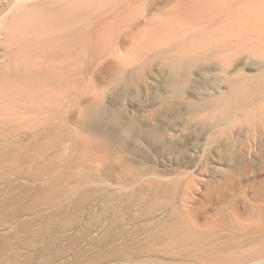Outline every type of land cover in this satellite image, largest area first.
<instances>
[{
	"label": "rangeland",
	"instance_id": "374dc122",
	"mask_svg": "<svg viewBox=\"0 0 264 264\" xmlns=\"http://www.w3.org/2000/svg\"><path fill=\"white\" fill-rule=\"evenodd\" d=\"M19 1L33 0H0V264H244L264 250V123L241 120L224 133L235 112L216 121L204 115L221 103L220 92L231 91L236 74L203 59L175 95L173 68L157 55L171 47L134 54L147 31L139 16L102 62L89 48L79 74L45 78L44 88L13 96L30 81L20 72L39 60L19 66L15 51L35 38L1 28ZM184 1L149 4L163 18ZM97 13L79 25L87 28ZM146 61L147 91L137 89V97V70ZM93 108V127L83 131ZM41 133H49L44 145ZM82 136L108 142L78 168ZM116 143L132 160L128 173L121 161L107 168Z\"/></svg>",
	"mask_w": 264,
	"mask_h": 264
},
{
	"label": "bare ground",
	"instance_id": "6f19581e",
	"mask_svg": "<svg viewBox=\"0 0 264 264\" xmlns=\"http://www.w3.org/2000/svg\"><path fill=\"white\" fill-rule=\"evenodd\" d=\"M154 9L149 0L17 2L13 7V21L8 25L1 23V28L18 31L22 36L31 31L29 36L35 38L33 45L22 44L23 41L18 38L22 45L15 53L23 57L19 66L23 67L26 63L29 65L32 57H38L39 60L32 62L31 72H20L30 77V81L25 86L13 88L9 93L13 96L31 94L36 87L44 88L45 78L52 79L60 74H79L77 65L91 51H88L89 48L93 49L91 57L95 60L115 53L119 33L124 28L131 27L139 16H144L148 21L146 35L134 54L140 56L150 48L159 49L169 45L171 50H160L157 55L161 61H168L173 68L175 95L183 94L193 66L203 59L213 57L218 60L219 65L221 63L220 67L226 74L234 72L238 80L232 83L229 93L220 92L221 103L206 110L204 115L216 121L220 116L235 112V116L228 120L227 127L224 126V133H228L234 123L241 120L255 126L263 124L264 0H185L182 7L163 18H156ZM94 12H98L96 18L87 28L79 25L87 15ZM138 49H141L140 53ZM147 62L149 61L141 63L137 70V97V89L147 91L144 77ZM0 98L3 100L1 92ZM155 110L158 111L159 108ZM94 113L95 108L85 111L84 121L80 123L81 130L92 129L96 119ZM111 119L118 126L123 125L116 110H112ZM37 126L34 127L38 128ZM41 136L44 139L38 141V144L44 145L49 133H41ZM79 142L78 153L82 154V160L76 162L75 167L81 168L84 156H91L90 151L95 145H104L108 141L105 137L95 140L82 136ZM125 151L122 144L116 143L107 168H115L116 163L121 161L125 167L123 174L128 173L133 163ZM94 161L97 166H101L103 157ZM19 208L15 206L14 210ZM2 216L0 214V218ZM242 260H246L244 264H264V250L251 252Z\"/></svg>",
	"mask_w": 264,
	"mask_h": 264
}]
</instances>
